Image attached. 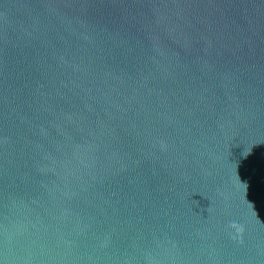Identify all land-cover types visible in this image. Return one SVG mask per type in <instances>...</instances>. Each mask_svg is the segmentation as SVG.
Segmentation results:
<instances>
[{
	"label": "water",
	"instance_id": "obj_1",
	"mask_svg": "<svg viewBox=\"0 0 264 264\" xmlns=\"http://www.w3.org/2000/svg\"><path fill=\"white\" fill-rule=\"evenodd\" d=\"M0 264H264V0H0Z\"/></svg>",
	"mask_w": 264,
	"mask_h": 264
}]
</instances>
